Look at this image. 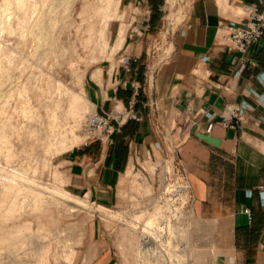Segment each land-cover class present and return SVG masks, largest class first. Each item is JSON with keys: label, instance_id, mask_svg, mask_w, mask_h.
<instances>
[{"label": "rangeland", "instance_id": "obj_1", "mask_svg": "<svg viewBox=\"0 0 264 264\" xmlns=\"http://www.w3.org/2000/svg\"><path fill=\"white\" fill-rule=\"evenodd\" d=\"M186 3L168 0L157 32L145 34L151 55L165 49ZM134 14L124 0H0V264H211L215 235L185 206L157 199L154 163L136 164L106 202L69 194L54 163L85 141L95 109L84 80L138 30ZM163 232L156 251L144 242Z\"/></svg>", "mask_w": 264, "mask_h": 264}, {"label": "crops", "instance_id": "obj_2", "mask_svg": "<svg viewBox=\"0 0 264 264\" xmlns=\"http://www.w3.org/2000/svg\"><path fill=\"white\" fill-rule=\"evenodd\" d=\"M124 2L138 30L115 59L88 72L83 90L100 112L134 97L142 118L116 122L109 142H82L58 154L59 178L67 190L106 202L118 198L133 163L156 165V192L174 168L185 185L179 197L215 235L211 264H264V35L246 51L222 41L224 25L243 19L244 7L257 0H188L155 55L144 36L159 29L163 0ZM127 53L137 56L131 70L120 61ZM230 103L240 106L241 120L226 113Z\"/></svg>", "mask_w": 264, "mask_h": 264}, {"label": "built area", "instance_id": "obj_3", "mask_svg": "<svg viewBox=\"0 0 264 264\" xmlns=\"http://www.w3.org/2000/svg\"><path fill=\"white\" fill-rule=\"evenodd\" d=\"M167 2L168 0H163V2L159 6L160 10L164 13L167 10ZM243 12V19L232 20L226 23L224 25L225 29L222 32V41L226 43L230 48H235L240 51L248 50L252 44L259 42L264 35V0H257V3L246 5L243 9ZM148 49L149 51H151V43L148 46ZM135 60H137V56L134 54L127 53L120 57L122 66L125 67L127 70L132 69V62ZM135 103L136 99L133 97L129 100L127 105H124L122 107H116L107 112H100L96 109L92 111L88 115L84 124V142L87 143L94 140H98L103 143L109 142L117 128L116 122L118 124H122L129 119H141L142 116L139 115L137 110L135 109ZM226 113L231 115L232 119L241 120L243 118V113L240 106L235 103H230L227 105ZM223 122L227 125L234 124L233 121L230 119H226ZM173 170L174 168L171 172L167 174V181L163 188L160 190V192H158L159 196L157 199L159 201L162 200L165 202V204L175 208L180 203L181 205L185 206V210L189 211L186 207L185 201H183V199L179 197L180 193L184 188L181 190L180 193H176L175 196L172 198L171 193L167 191L168 186L171 185L173 182L181 181L178 176V171L175 169L176 173L174 174ZM260 187L261 189H263V185H261ZM165 220L168 221V219L166 218ZM156 225H154L152 229H154ZM166 233L167 232H163V234L159 235L158 237L156 235H152L150 237V239H152V244L155 243L153 245L154 251L158 249L156 241H160L159 243H163L162 241L166 240V238L164 239V236H167ZM162 248L163 251H165V247ZM164 253L168 256L167 251Z\"/></svg>", "mask_w": 264, "mask_h": 264}, {"label": "bare ground", "instance_id": "obj_4", "mask_svg": "<svg viewBox=\"0 0 264 264\" xmlns=\"http://www.w3.org/2000/svg\"><path fill=\"white\" fill-rule=\"evenodd\" d=\"M5 14H6V10L5 9H2V13H1V15H2V17H4L5 16ZM2 22V19H0V23ZM125 37V36H124ZM3 65V63H1L0 62V65ZM54 117H55V115H54ZM12 149L11 148H9V146H8V151H7V154H8V156H11L12 154H15V152L14 151H11ZM133 170H134V163L130 166V168H129V171H128V173H130V174H132V172H133ZM184 183H182L181 181L180 182H178V181H175V182H173L171 185H169L168 186V189H167V191H169L170 193H171V198L172 197H174L175 196V194L176 193H180L181 192V190L184 188ZM66 191L69 193V194H73L71 191H69V190H67L66 189ZM11 195V191L10 190H8L7 191V196H10ZM67 200L69 201V202H75V204H81L82 202L81 201H77V200H75L74 198H67ZM83 200V199H82ZM16 203V202H15ZM17 206H18V204H16ZM12 206H14V205H12ZM11 207V206H10ZM14 208V207H13ZM16 209V208H15ZM14 209V210H15ZM8 211L10 212L11 211V208H9L8 209ZM12 212H14V211H12ZM152 221H153V217L152 218H150L149 220H148V223L146 224L147 226H150L149 224L150 223H152ZM170 225V223H168V221H166L165 219H163L162 220V223L161 224H159L158 226H156L154 229H152L151 230V232H153V234L154 233H156L157 231L159 232V227H162V228H167L168 226ZM147 226H145V228L147 227ZM157 232V233H158ZM156 233V234H157ZM154 236V235H153ZM144 242H145V240L147 241V242H152V239H150V235H147L146 233H144Z\"/></svg>", "mask_w": 264, "mask_h": 264}, {"label": "water", "instance_id": "obj_5", "mask_svg": "<svg viewBox=\"0 0 264 264\" xmlns=\"http://www.w3.org/2000/svg\"><path fill=\"white\" fill-rule=\"evenodd\" d=\"M199 136H201L204 139L210 140L212 142H215L216 140H214V138H212L210 135L208 134H203V133H199ZM172 164L174 165V162H172ZM174 174L176 173L175 169L173 170Z\"/></svg>", "mask_w": 264, "mask_h": 264}]
</instances>
